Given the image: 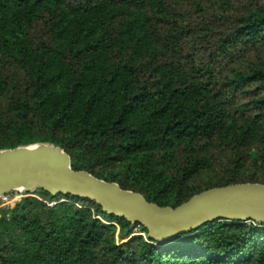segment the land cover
I'll list each match as a JSON object with an SVG mask.
<instances>
[{
  "label": "trees",
  "instance_id": "16d2710c",
  "mask_svg": "<svg viewBox=\"0 0 264 264\" xmlns=\"http://www.w3.org/2000/svg\"><path fill=\"white\" fill-rule=\"evenodd\" d=\"M35 144L162 207L264 184L238 173L252 150L264 166V0H0V151ZM215 151L233 156L231 176L202 184ZM158 153L178 173L155 193L98 170ZM38 196L52 200L26 194L0 220V264H264V223L158 244L116 219L117 243L95 204Z\"/></svg>",
  "mask_w": 264,
  "mask_h": 264
},
{
  "label": "water",
  "instance_id": "95a60500",
  "mask_svg": "<svg viewBox=\"0 0 264 264\" xmlns=\"http://www.w3.org/2000/svg\"><path fill=\"white\" fill-rule=\"evenodd\" d=\"M22 189H38L56 198L73 197L98 206L107 216L139 224L148 239L174 242L210 223H264V184L238 183L206 190L178 207L159 206L115 182L72 168L60 147L35 144L0 151V198Z\"/></svg>",
  "mask_w": 264,
  "mask_h": 264
},
{
  "label": "rangeland",
  "instance_id": "374dc122",
  "mask_svg": "<svg viewBox=\"0 0 264 264\" xmlns=\"http://www.w3.org/2000/svg\"><path fill=\"white\" fill-rule=\"evenodd\" d=\"M52 145V144H49ZM212 150L211 148L208 150ZM215 159L211 161V159L206 160V165L204 169L196 176L197 181L202 184L207 183L209 180H213L214 182H221L222 180H226L231 176L230 174L224 173L226 168L230 167V163L233 159V156L230 155L229 151H215ZM164 153V152H162ZM155 155V157H154ZM153 157L147 155H140L137 158L135 157L132 160H126L121 165L119 163L110 162L112 165L102 164L99 166V173L101 174H110V176H114L113 180L120 181L122 184H126L128 186H139L143 187L146 192H157L164 187L166 184L167 177L171 180L178 173V167H175L176 163L165 159L163 154H154ZM257 152L254 150L248 153L245 158L244 167L238 170L239 178L242 180H249L251 177L255 179H263L264 178V166L259 164L256 166L254 160L258 157L256 156ZM170 159V158H169ZM162 175V177H161ZM108 176V175H105ZM222 176H225L224 178ZM223 178V179H222ZM163 180L164 184H163ZM108 182V181H107ZM118 183V182H116ZM206 187V186H203ZM40 189L30 193V194H39ZM138 193V192H137ZM26 194L24 193V197ZM143 195V194H142ZM172 195L169 194L167 197L170 198ZM23 197V198H24ZM39 199L50 207L57 206L62 203H70L69 197L59 196L56 198L52 197V200L42 199V197L38 196ZM22 198V199H23ZM167 200V199H166ZM22 201V200H21ZM20 201V202H21ZM19 202V203H20ZM17 203V204H19ZM16 204V205H17ZM15 206H2L0 205V220L4 217L9 218L10 212L16 207ZM77 207L81 205L76 204ZM92 212L94 210L92 209ZM111 218H105V216L99 215L95 212L94 218L102 222L107 227H111V233H114L115 242L119 243L118 234L120 232V226L116 217L110 216ZM249 224H254V222H248ZM137 233L135 235H142L144 238H148L146 234L140 232V228L137 227L135 230Z\"/></svg>",
  "mask_w": 264,
  "mask_h": 264
},
{
  "label": "built area",
  "instance_id": "2783aa9c",
  "mask_svg": "<svg viewBox=\"0 0 264 264\" xmlns=\"http://www.w3.org/2000/svg\"><path fill=\"white\" fill-rule=\"evenodd\" d=\"M24 197V192L22 190L16 189L12 190L0 198V205L2 206H15Z\"/></svg>",
  "mask_w": 264,
  "mask_h": 264
},
{
  "label": "bare ground",
  "instance_id": "6f19581e",
  "mask_svg": "<svg viewBox=\"0 0 264 264\" xmlns=\"http://www.w3.org/2000/svg\"><path fill=\"white\" fill-rule=\"evenodd\" d=\"M19 190H22V189H19Z\"/></svg>",
  "mask_w": 264,
  "mask_h": 264
}]
</instances>
